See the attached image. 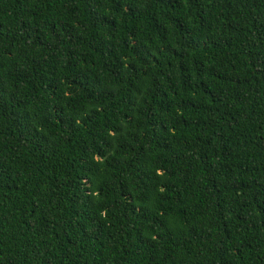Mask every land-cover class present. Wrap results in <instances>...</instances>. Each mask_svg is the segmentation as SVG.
<instances>
[{"label":"trees","instance_id":"trees-1","mask_svg":"<svg viewBox=\"0 0 264 264\" xmlns=\"http://www.w3.org/2000/svg\"><path fill=\"white\" fill-rule=\"evenodd\" d=\"M0 264H264V0H0Z\"/></svg>","mask_w":264,"mask_h":264}]
</instances>
